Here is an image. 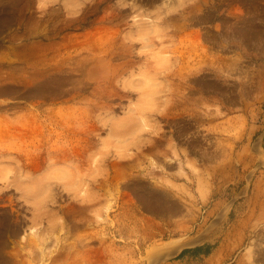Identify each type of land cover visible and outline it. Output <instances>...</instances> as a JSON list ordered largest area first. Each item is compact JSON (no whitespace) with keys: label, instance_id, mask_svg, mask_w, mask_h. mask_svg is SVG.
<instances>
[{"label":"rangeland","instance_id":"obj_1","mask_svg":"<svg viewBox=\"0 0 264 264\" xmlns=\"http://www.w3.org/2000/svg\"><path fill=\"white\" fill-rule=\"evenodd\" d=\"M0 264H264V0H0Z\"/></svg>","mask_w":264,"mask_h":264},{"label":"bare ground","instance_id":"obj_2","mask_svg":"<svg viewBox=\"0 0 264 264\" xmlns=\"http://www.w3.org/2000/svg\"><path fill=\"white\" fill-rule=\"evenodd\" d=\"M210 63H211V62H210ZM210 105H211V104H210ZM210 107H211V106H210ZM210 107H209V110L211 109ZM139 108L142 109V107H139ZM137 110H138V109H136V111H137ZM140 111H142V110L139 109L138 113H139ZM208 114H209L210 117H212V113H211V111H210V113H208ZM213 114H214V112H213ZM59 116H60V117H63L62 115H59ZM209 116H208V117H209ZM214 116H215V115H214ZM208 117H207V118H208ZM213 118H214V117H213ZM210 119H211V118H210ZM213 120H214V119H213ZM212 123H213V122H212ZM84 125H85V124H84ZM84 125H83V126H84ZM81 126H82V125H81ZM81 126H80V127H81ZM82 130H83V128L81 127L80 131H82ZM86 131H87V130H86ZM77 133H78V131H77ZM85 133H86V132H85ZM85 133H84V134H85ZM78 134H79V133H78ZM81 134L83 135V132H81ZM85 135H86V134H85ZM65 136H66V135H65ZM80 137H81V135H80ZM65 138H66V137H65ZM68 138H69V137H68ZM82 138H83V140H84V137H83V136H82ZM86 139H87V138H86ZM65 140H67V139H65ZM77 140H78V139H77ZM79 140H80V139H79ZM69 141H70V140H69ZM76 143H77V142H76ZM86 143H87V142H86ZM75 145H76V144H75ZM66 147H67V146H66ZM73 147H74V146H73ZM77 147H78V146H77ZM85 148H87V147H85ZM82 149H83V148H82ZM75 150H76V149H75ZM75 150H74V152H72V151H70V149H68V150H67L68 152L66 151V153H64V154H66L70 159L73 158V159H78V160H80V161L83 160V159L85 158V157H84V154H83L84 152H76ZM85 150H87V149H85ZM87 152H88V151H87ZM87 152H86V153H87ZM64 154H63V155H64ZM60 155H61V154H60ZM64 157H65V156H64ZM123 157H124V156H123ZM65 158H66V157H65ZM78 160H77V161H78ZM75 161H76V160H75ZM75 163H76V162H75ZM81 163H82V161H81ZM76 164H77V163H76ZM77 166H79V165H77ZM76 169H77V167H76ZM79 170H80V169H79ZM77 172H78V171H77ZM80 172H81V171H80ZM201 239H202V238H201ZM178 240H179V239H178ZM176 241H177V240H176ZM176 241L174 240L173 243L170 242L171 244H169V242H168V245H166V247L164 248L166 254L174 253V252H176L177 250H179V249L183 246V244H188V243H189V242H187V243L179 242L180 240H179L178 242H176ZM181 241H182V240H181ZM183 242H184V241H183Z\"/></svg>","mask_w":264,"mask_h":264},{"label":"crops","instance_id":"obj_3","mask_svg":"<svg viewBox=\"0 0 264 264\" xmlns=\"http://www.w3.org/2000/svg\"><path fill=\"white\" fill-rule=\"evenodd\" d=\"M187 255H188V254H187ZM187 255H186V256H187ZM186 256H185V257H186Z\"/></svg>","mask_w":264,"mask_h":264}]
</instances>
